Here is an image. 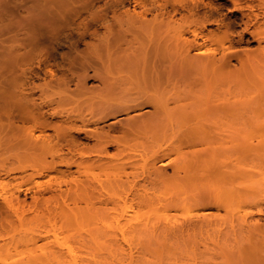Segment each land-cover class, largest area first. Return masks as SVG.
Instances as JSON below:
<instances>
[{
	"label": "bare ground",
	"instance_id": "1",
	"mask_svg": "<svg viewBox=\"0 0 264 264\" xmlns=\"http://www.w3.org/2000/svg\"><path fill=\"white\" fill-rule=\"evenodd\" d=\"M54 6H58L57 3ZM144 7L135 14L113 12L112 22L104 17L108 13L97 15L95 10L97 14L92 19L103 20L104 33H99L97 41L89 43L84 51L87 58L80 61V65L85 61L86 68L94 69L93 78L102 85L101 90L92 85L99 88L98 92V88L93 91V87L85 86L90 76L87 71L81 75V69L74 78H77L75 90L69 88L66 78H61L56 79L59 90L55 95L48 94L52 82L47 80L41 87L44 97L37 103L32 96L33 89L25 91L23 80L17 78L21 72L17 77L12 76L20 61L29 62L33 55L28 51L20 52L23 43H19L20 47L15 44L18 41L2 52L6 59H0V72L12 73V77L3 78L10 88L5 82L0 83V181L3 188L0 190V264H71L67 256L76 239L69 233L64 238L58 237L63 228L69 232L70 221L57 219L72 214L71 205L79 208L80 203L89 201H93V205L111 203L106 187L97 178L109 170H113V175L117 170L120 181L125 178L121 183L127 184V188L121 201L129 207L152 206L151 190L160 184L171 182L176 187L189 189L190 194L183 199L191 201L196 212L183 219L185 222L167 227L170 235L165 238L170 244L167 264H264V224L259 221L264 219V125L251 122L263 106V93H259L253 107H244L235 98V79L222 72V64L230 61V52L224 53L229 56L222 64L215 56L213 46L222 45L229 34L213 18L212 4L196 0L181 5L185 11L181 19L186 29L176 34L172 33L174 30L171 35L169 26L175 20L173 14L177 8H173V14L157 11L148 19L147 7L145 10ZM234 7L245 8L239 4ZM249 12L245 16L255 27L259 14ZM61 13L47 17L56 23L66 16ZM209 25H215L217 31L208 28L205 33ZM257 29L250 30L249 23H245L243 31L258 42L264 41V32ZM92 32L96 35V30ZM32 35L27 40L29 44H36ZM207 42L212 47L205 49ZM261 53L264 56V47ZM244 55L248 61L247 53ZM47 71L52 77L51 70ZM69 90L73 91L69 93ZM54 103L60 109L52 108ZM85 106L87 109L83 111ZM119 113L126 117L118 121L115 118L107 129L96 127L98 122ZM91 125H95L94 128L91 129ZM74 132L82 133L84 140L93 139L95 143L91 147L83 145L75 134L73 136ZM165 140L168 141L165 147L159 145L152 154L145 155L153 142L158 145ZM111 148L114 149L112 154L109 153ZM171 154L175 155L174 159H170ZM142 158L150 165L141 166L140 175H136L134 170L139 168L138 161ZM164 158L169 159L171 175L156 166ZM14 164L17 166L9 168ZM60 166L66 170L59 169ZM71 166H75L78 174L90 177V183L84 185L79 176L71 175ZM27 168L35 171L26 179L36 185L34 189L16 184L4 190L17 178L11 176L12 171L24 172ZM126 168L132 171L127 172ZM96 169L100 173H96ZM34 176L44 180L34 181ZM62 185H73V188L62 189ZM211 232L216 235L211 236ZM87 241L77 239L81 246ZM11 250L15 254H10ZM129 259L132 261L133 257Z\"/></svg>",
	"mask_w": 264,
	"mask_h": 264
},
{
	"label": "rangeland",
	"instance_id": "2",
	"mask_svg": "<svg viewBox=\"0 0 264 264\" xmlns=\"http://www.w3.org/2000/svg\"><path fill=\"white\" fill-rule=\"evenodd\" d=\"M46 1L47 0H41V1L0 0V28H1L0 50H2L0 51V59L1 60L6 59L4 58L5 54H2V52L4 53V49H6L9 45L13 44L14 42L18 41L15 44L19 45L20 43L21 45V43H23L24 45L28 44L30 46L28 47L27 45L24 48V45L22 44L21 45L23 46V51H22V47L19 45L21 47L19 48V51L20 52L28 51L30 53L29 55H33L29 57V59L33 58V60L31 59L29 61L30 63L27 62L26 60L25 62H23L24 64L22 63L21 60L20 63L16 66L17 68L16 67L14 68V70L16 69L17 72L13 71V73L14 72L15 73L14 74L11 73V74L12 76L15 75L17 77L18 76L17 74H20L21 72V74L19 75L20 77L18 76L17 78L19 80L20 79L23 80L25 91H30V89H33L32 96L37 101V103L40 102L41 101L40 99L44 97L43 93L41 92V87H43L42 86L43 83L47 80H51L52 82V88H51L52 90L50 89L49 91H47L48 94H52L53 92V94L55 95V93L59 90V88L56 85V79H61V78H66V80L69 81V85H70L69 88L75 90L74 84H76L75 82L77 78L76 79L74 78L77 75H79L81 69H82L81 75L84 72L86 73L87 71L86 74L90 76L88 77L89 79L88 78L86 79L85 86L86 87L89 86L88 87L89 89H92L90 87H93V91H95L98 87L101 90L102 85L97 79L94 80L93 78L94 69L89 67L86 68L87 64H84L85 61L84 63L81 62L80 65V61L86 60L85 57L87 56L86 55L87 52L84 51L88 48L89 43H91L92 41L94 42L97 41L96 40L97 36L102 35V32L104 33L103 31L104 28L102 27L103 25L101 24L103 20L96 19V21H94L92 19L94 15L97 14L96 11L98 12L97 15H100L99 12H101V15L108 13L104 17L109 22H112L111 14H113V12H115L116 14H118L119 11L120 14L121 13L124 14L126 12L130 14H135L142 12L143 7L145 6L144 10L146 9V7L148 9L145 10L146 13H148L146 14V18L152 19L153 16L150 15H155L153 13L157 14L158 12L166 11L169 12L170 14H173L174 10L177 8L176 10L178 13L176 12L173 14V18L177 22L174 20L171 26H169L171 27L170 28L171 31H169V27L167 28L169 34L174 30L175 33L174 32L172 33L176 34L178 31L180 32L186 29V25L183 24L184 21H182L181 19L182 14L185 13V11L180 8L181 5L185 6L196 0H158V2L156 0L155 2L154 0H137L140 1L141 3L134 0L132 1H134L135 3L132 2L131 0H91V1L68 0V2H65L63 0H57L58 2L56 0H48L47 2L48 3L50 2L48 5ZM39 2L41 3L39 4ZM203 2L205 3L209 2L210 4H212L213 18L218 20V22L222 24L221 29L223 30L225 28L227 30V33L229 34V38L227 40H224V42H222L223 43L222 45L213 46L216 48L215 56L218 60H220L221 64L224 62L223 59L226 56L231 55L230 61L222 64L223 65L222 72L228 73L229 75L232 76V78L235 79V85L233 84L234 85L233 91L235 98L241 101L244 107H253L257 99V96L260 95L259 94L260 92L263 93V97H264V56L261 53V49L264 47V41L258 42L248 33L244 32L243 29L245 27V23H249L250 30H255V28L256 29L259 28L260 31L259 29H257L258 32H262V31L264 32V10H263L264 0H203ZM56 3L60 8V12H62L61 14L64 13V15H66L61 20L57 21L59 24L57 22L55 23V21H52L50 17H47V15L50 16V14L52 13H60L58 11L59 8L58 10H56L58 6H54V4L56 5ZM76 3L77 5H75ZM60 4H62L63 6H61ZM160 4L162 5V7L159 6ZM234 4H239L240 6H243L245 8H243L242 10L235 9ZM44 5H46V8ZM139 5L141 7H139ZM65 7L67 8L65 9ZM248 7H251V9H249ZM52 8L55 10H53ZM102 9H108V10L107 11L103 10L104 12L103 13L101 11ZM250 10H252L254 13L259 14V19H258L259 21L254 25L255 27L251 26L252 22H249L247 20V17L245 16L248 13H250L249 12ZM93 11L95 13H93ZM65 12H68V14ZM43 15L46 16L47 18H44ZM8 20H10V22L12 23L10 22L8 23ZM26 22H28L30 26L27 25ZM7 24L9 25V27ZM10 24L14 26L11 27ZM1 25L3 26V28L1 27ZM208 28L209 29L213 28L212 30L217 31L215 25H209L207 26V29L204 31L205 33L209 30ZM36 30L39 32L35 33ZM95 30H96V35L92 32ZM32 34H34L35 36L36 44H33V42L29 44L30 41L27 40L29 36L30 37L33 36ZM205 44H207L204 46L205 49H207L208 47L210 48L212 47L208 42ZM24 49L26 50L24 51ZM74 49H77L79 53L82 52L83 55H81L82 53L79 54L77 51L75 52ZM225 52H230V53L229 55L225 56L224 55ZM245 53H247L249 57L248 61H245L246 60L244 55ZM68 60L70 61L68 62ZM239 60L241 61V63L238 62ZM72 61L73 64L70 63ZM74 61H77L78 64ZM78 65H80L81 67L80 66L78 67ZM71 68L75 70L74 71L70 70ZM24 69H25V73H22L24 72ZM49 69L52 72V77L47 71ZM70 71L72 74L74 73L73 77L72 74L70 75ZM77 71H79L78 74H76ZM6 74H7L6 72H2V73L0 72V79L2 77L0 83L3 81L5 82V85L8 86L10 84L6 83V81H4L3 78L7 79V78H11L12 76L10 73L7 75ZM68 76H71V78ZM97 82L101 86L97 85L98 84ZM92 85H96L98 87L95 88ZM99 88L98 90H96L97 92L100 91ZM73 90H69V93L70 91L72 92ZM56 106L57 105L54 103L51 107L57 108L58 106L57 107ZM82 108L83 111H86L84 109H87V106ZM50 109L51 108L49 107L47 110L50 111ZM57 109H60V107ZM258 110L259 111L255 116L256 118H253L254 120H252L251 122L255 124L260 123L264 125V99H263V106H260ZM125 117L126 114L119 113V115H117L116 117L115 116L113 118L109 117V120L105 119V121L98 122L96 124V127L101 128L102 126V128L107 129L109 125H113L115 118H117L116 120L118 121L120 118L122 120ZM55 119L57 121L60 120V118H54L53 120ZM93 126L95 125H91L90 128L91 129L94 128ZM72 134L73 136L75 134V137L77 139L79 138L78 140L83 145L89 144L88 146L90 145L93 146V144L95 143L93 139L91 140L89 138H86L84 140L82 133L74 132ZM167 143H168L167 140L160 141L158 145L153 142V144L147 147V149L145 150V155L148 156L152 154L159 145L165 147ZM109 153L111 154L114 153V149L111 148L109 150ZM91 157L94 158V156ZM174 157H175L174 154L170 155V159H174ZM144 158H142L143 160L140 159L138 161L139 168L134 170L136 175H140L141 166L148 168L150 165L148 163H145ZM168 161L169 159L164 158L160 161V163L159 162L156 163V166L164 168L165 173L167 175H171L172 171L170 167L167 165ZM14 166L17 165L16 164L10 165L9 168H12ZM58 168L61 170H66V168L63 166H60ZM69 171L71 172V175L79 176L81 180H84L82 184L85 185L87 183L88 184L90 183L89 180L90 177H86L83 176L82 174H78L76 172L75 166H71ZM126 171L131 172L132 170L130 168H126ZM34 172L35 171L29 168H27L24 172L19 170L12 171L10 173L11 176H16L17 178L15 180H11L7 188H4V190L9 189L16 184H22L24 187L32 186L34 189V186L36 187V185L34 184L31 185L30 182L26 181L28 176ZM95 172L98 173L99 171L96 169ZM107 172H108L106 174L107 176L101 173L99 174L100 179L98 176L97 178L98 180H101V182L106 187L107 193L110 199L112 200L111 203H107L106 205H100V204L93 205V201H89L87 204L80 203L79 208L71 205V207H73L74 209L73 213L69 214V216H64L62 218L57 219L62 221L64 220L70 221L69 232L65 228H63L62 230L59 231L58 237L64 238L65 235L69 233L72 235L74 239H76L72 245L71 253L67 256V260H69L71 264H128L130 262H133L132 264H167L165 259L170 250V244L167 240H165V238L170 237V235L167 234L168 231L167 227L174 223L178 224L180 222H185L186 220L183 219L189 217L190 215L196 212L193 203L189 200L184 201L183 199L185 196L190 194L189 189L186 188L185 186L176 187L171 182L166 184H160L151 190L153 191L152 206L139 208L136 205H133L129 207L127 204H124L121 201L123 192L127 188V184L121 183L122 181L125 180V178L122 177V181H120L119 180L120 178L117 176L118 175L117 170L116 171L114 170V172H116V174L114 173V175L112 173L113 170H111V172L110 170ZM110 173L111 175H109ZM48 174L51 176L55 175L54 172H49ZM43 180L44 178L40 176H34V181L40 182ZM71 186L73 185H69V186L62 185V189L70 188ZM1 189L3 188H1V181H0V190ZM72 191L73 190L71 189V192ZM259 221L260 223L264 224L263 218L262 220ZM210 235L215 236L216 232L213 233L211 232ZM78 238H86L88 239L87 241L88 243L85 246H81L77 242ZM123 238L126 239L125 240L126 242H124ZM116 241L118 242V244L115 243ZM9 253L15 254V251L11 250L9 251ZM129 256L133 257L132 261H130Z\"/></svg>",
	"mask_w": 264,
	"mask_h": 264
}]
</instances>
